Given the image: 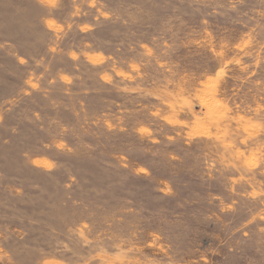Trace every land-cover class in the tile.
Returning a JSON list of instances; mask_svg holds the SVG:
<instances>
[{
    "label": "rangeland",
    "instance_id": "obj_1",
    "mask_svg": "<svg viewBox=\"0 0 264 264\" xmlns=\"http://www.w3.org/2000/svg\"><path fill=\"white\" fill-rule=\"evenodd\" d=\"M0 264H264V0H0Z\"/></svg>",
    "mask_w": 264,
    "mask_h": 264
}]
</instances>
